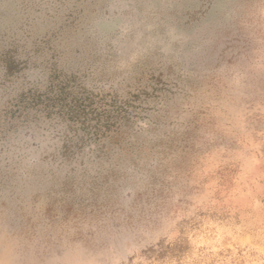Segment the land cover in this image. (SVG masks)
Returning <instances> with one entry per match:
<instances>
[{
	"label": "rangeland",
	"instance_id": "1",
	"mask_svg": "<svg viewBox=\"0 0 264 264\" xmlns=\"http://www.w3.org/2000/svg\"><path fill=\"white\" fill-rule=\"evenodd\" d=\"M0 264H264V0H0Z\"/></svg>",
	"mask_w": 264,
	"mask_h": 264
}]
</instances>
